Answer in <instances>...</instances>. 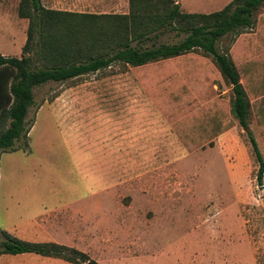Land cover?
I'll return each instance as SVG.
<instances>
[{"label": "rangeland", "instance_id": "rangeland-1", "mask_svg": "<svg viewBox=\"0 0 264 264\" xmlns=\"http://www.w3.org/2000/svg\"><path fill=\"white\" fill-rule=\"evenodd\" d=\"M175 1L183 12L206 6ZM41 3L78 13L130 10L129 0ZM18 4L0 0L6 56H21L26 35ZM263 12L264 4L255 15ZM234 36L221 37L217 49L224 51ZM184 37L166 27L137 45ZM226 88L217 90L225 99ZM33 95L27 145L20 139L16 151L0 154V229L77 248L99 264H264V174L259 185L258 163L239 126L187 152L138 76L121 63L47 82ZM249 129L264 160L251 120ZM0 264L66 263L25 254L1 255Z\"/></svg>", "mask_w": 264, "mask_h": 264}, {"label": "trees", "instance_id": "trees-1", "mask_svg": "<svg viewBox=\"0 0 264 264\" xmlns=\"http://www.w3.org/2000/svg\"><path fill=\"white\" fill-rule=\"evenodd\" d=\"M263 4L264 0H232L219 11L188 13L175 0H129V13L114 15L50 9L41 0H19L18 17L28 20L21 56L0 54V154L16 151L15 142L20 139L27 145L32 121L27 123L25 117L34 103V88L121 63L138 76L187 152L212 144L213 138L237 123L248 137L261 185L264 160L249 120L252 114L264 147V12L255 15ZM166 27L185 37L171 45H137ZM228 33L235 36L219 51L217 42ZM199 52L212 57L224 83L231 87L228 102L219 97L200 102L189 87L195 73H185V68L160 73L149 69L167 60H199L195 55ZM19 254L99 264L76 248L53 241H26L0 229V255Z\"/></svg>", "mask_w": 264, "mask_h": 264}, {"label": "crops", "instance_id": "crops-1", "mask_svg": "<svg viewBox=\"0 0 264 264\" xmlns=\"http://www.w3.org/2000/svg\"><path fill=\"white\" fill-rule=\"evenodd\" d=\"M202 1L206 5L205 7L192 9L188 13H211V12L219 11L232 0H202ZM46 8L52 9L55 7H46ZM55 9H60V8H55ZM62 10H69V9H62ZM25 38H26V35H25ZM25 38H24V42H25ZM195 55L199 56L200 59L198 60V59H195L193 57H185V63H183V62L175 63V62H171V61L167 60L164 62L157 63L155 65H152L149 67V69L153 73H155V72L160 73V72H167L169 70L184 69L185 68V73L189 72V71L195 73V77H194L195 81H193V83L189 87H190V90L195 91L194 95L200 102H202V103L206 102L209 99H212L213 97H219V98L223 99L224 101L228 102L230 100V97H231V93H230L231 87L226 84L227 88H226V90H223V92L229 91L230 96L227 99H225V98L221 97L219 94H217L218 87L221 85L224 86L225 83H224L220 73L218 72V70L214 64L212 57L211 56H205V55H203V53H200V52L196 53ZM4 56H6V55H4ZM214 75H216L215 78L212 77ZM54 102H56V101H54ZM250 120L255 125V121H254L252 114L250 115ZM237 126H238V124L235 123V125L233 127L226 130L225 132L219 134L218 136L213 138L212 141H214L217 138H221L222 136H226L228 134H231L234 130H236ZM169 128H170V126H169ZM170 130H171V128H170ZM205 145H208V144H205ZM262 146H263V144H262ZM263 149H264V147H263ZM31 237L32 236L21 237V239L26 240V241H31V242H49L47 239L46 240H35V238H31ZM53 242H55V241H53ZM19 255H25V254H19ZM45 258H49V257H45ZM54 259H56V258H54ZM56 260H58V259H56ZM61 261H63V260H61ZM63 262L66 264H71V263H68L65 261H63Z\"/></svg>", "mask_w": 264, "mask_h": 264}]
</instances>
